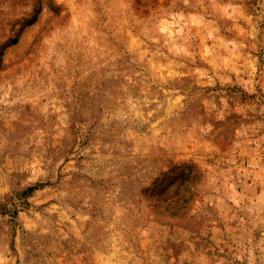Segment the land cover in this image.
<instances>
[{"label": "rangeland", "instance_id": "1", "mask_svg": "<svg viewBox=\"0 0 264 264\" xmlns=\"http://www.w3.org/2000/svg\"><path fill=\"white\" fill-rule=\"evenodd\" d=\"M0 264H264V0H0Z\"/></svg>", "mask_w": 264, "mask_h": 264}]
</instances>
